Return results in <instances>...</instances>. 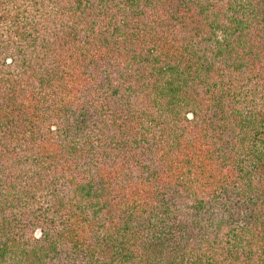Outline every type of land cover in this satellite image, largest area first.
<instances>
[{
	"label": "trees",
	"instance_id": "16d2710c",
	"mask_svg": "<svg viewBox=\"0 0 264 264\" xmlns=\"http://www.w3.org/2000/svg\"><path fill=\"white\" fill-rule=\"evenodd\" d=\"M0 264H264V0H0Z\"/></svg>",
	"mask_w": 264,
	"mask_h": 264
},
{
	"label": "rangeland",
	"instance_id": "374dc122",
	"mask_svg": "<svg viewBox=\"0 0 264 264\" xmlns=\"http://www.w3.org/2000/svg\"><path fill=\"white\" fill-rule=\"evenodd\" d=\"M37 234H38V231H37V230H35V231H34V235H37Z\"/></svg>",
	"mask_w": 264,
	"mask_h": 264
}]
</instances>
